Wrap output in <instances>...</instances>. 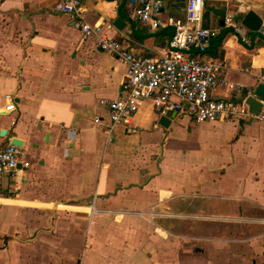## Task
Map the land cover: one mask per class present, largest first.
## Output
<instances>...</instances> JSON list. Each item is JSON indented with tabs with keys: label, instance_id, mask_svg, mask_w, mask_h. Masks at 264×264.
<instances>
[{
	"label": "crops",
	"instance_id": "obj_1",
	"mask_svg": "<svg viewBox=\"0 0 264 264\" xmlns=\"http://www.w3.org/2000/svg\"><path fill=\"white\" fill-rule=\"evenodd\" d=\"M129 1L85 0L87 19L136 54L160 55L187 0H165L157 29L130 19ZM55 3L0 0V146L6 129L30 162L0 179V264H264V108L218 121L173 112L164 127L147 101L110 127L100 100L121 95L127 67L82 41ZM207 6L242 22L263 15L264 0H205L203 25L218 29L207 56L245 96L264 82V34L242 23L245 44ZM229 84L215 96L242 98Z\"/></svg>",
	"mask_w": 264,
	"mask_h": 264
},
{
	"label": "built area",
	"instance_id": "obj_2",
	"mask_svg": "<svg viewBox=\"0 0 264 264\" xmlns=\"http://www.w3.org/2000/svg\"><path fill=\"white\" fill-rule=\"evenodd\" d=\"M84 1L56 0L54 8L71 16L82 41L94 37L97 48L113 53L127 67L121 95L100 100L108 109L110 127L131 123L147 101L162 115L174 112L198 121L252 115L242 98L222 99L215 96L219 87L229 83L224 76L225 62L207 56L218 29L203 25L205 0L186 1L184 19L170 21L174 25L173 35L169 45L158 56L136 54L124 40L108 36L100 23L89 22ZM164 7L165 0H130L127 14L130 19L157 29L167 24L162 16ZM223 26L237 33L243 43L250 44L238 11H227ZM259 31L264 34V15ZM229 86L243 96L240 85ZM246 93L252 92L246 91L244 95ZM7 98V110H15V95L10 93ZM29 166L23 146L10 141L0 146V179L3 176L15 178L19 171Z\"/></svg>",
	"mask_w": 264,
	"mask_h": 264
},
{
	"label": "water",
	"instance_id": "obj_3",
	"mask_svg": "<svg viewBox=\"0 0 264 264\" xmlns=\"http://www.w3.org/2000/svg\"><path fill=\"white\" fill-rule=\"evenodd\" d=\"M207 9L216 13L221 18V25H224V17L226 14V9L224 7H215V6H207ZM242 23L249 28L250 30L256 31L260 29L262 23V17L256 13L254 10H249L245 12L242 16ZM124 21L122 18L118 17L115 19V25L117 27H122ZM244 103L248 106V112L252 115H259L264 108V82H259L252 93H249L242 97ZM171 117L167 115H161L159 117V124L167 127L171 122ZM2 136L6 135L7 140L22 146L23 141L19 139L17 136L8 134L6 129L1 131Z\"/></svg>",
	"mask_w": 264,
	"mask_h": 264
},
{
	"label": "rangeland",
	"instance_id": "obj_4",
	"mask_svg": "<svg viewBox=\"0 0 264 264\" xmlns=\"http://www.w3.org/2000/svg\"><path fill=\"white\" fill-rule=\"evenodd\" d=\"M206 3H209V1L208 2H206ZM235 8H233V10H234ZM232 10V9H231ZM264 15V14H263ZM263 15H261V16H263Z\"/></svg>",
	"mask_w": 264,
	"mask_h": 264
}]
</instances>
